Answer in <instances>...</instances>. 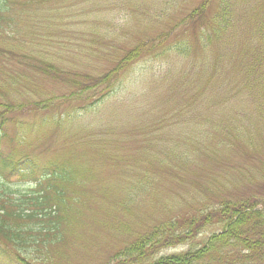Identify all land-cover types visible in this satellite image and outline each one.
<instances>
[{
	"label": "rangeland",
	"instance_id": "rangeland-1",
	"mask_svg": "<svg viewBox=\"0 0 264 264\" xmlns=\"http://www.w3.org/2000/svg\"><path fill=\"white\" fill-rule=\"evenodd\" d=\"M5 1L0 104H20L15 116L28 125L46 119L62 127L30 133L25 126L18 132L9 127L7 134L14 137L6 138L0 150L15 160L50 161L58 173L65 171L77 179L69 189L77 223L59 231V241L38 243L32 253L24 249L21 254L30 257L29 264H104L152 224L214 208L221 200L264 197L260 130L241 136L240 145L215 144V138L220 144L225 139L211 121L231 120L228 110L237 116L236 111L245 110L239 101L223 104L225 112L220 115L212 107L210 111L202 107L198 120L191 119V112L186 123L180 122L187 116L174 118L179 109L170 96L178 92L179 86L172 83L176 77L164 83L156 75L171 68V62L176 69L178 58L135 61L106 90L109 94L101 106L92 104L99 90L87 100H68L73 91L69 84L25 65L41 59L54 62L62 72L102 77L135 43L168 31L200 0ZM160 11H165L162 18ZM53 97L49 110H33ZM202 137L206 152H198L190 141ZM249 140L256 148H246L249 159H244L240 149L244 151ZM32 186L33 182H18L16 177L6 182L0 176V193L10 199L21 198ZM214 231L208 229L201 237ZM185 250L175 247L161 253Z\"/></svg>",
	"mask_w": 264,
	"mask_h": 264
},
{
	"label": "trees",
	"instance_id": "trees-1",
	"mask_svg": "<svg viewBox=\"0 0 264 264\" xmlns=\"http://www.w3.org/2000/svg\"><path fill=\"white\" fill-rule=\"evenodd\" d=\"M7 12L8 4L2 0L0 23ZM162 12L160 18L165 13ZM166 56L178 58L180 63L173 69L171 62V68L158 72L156 78L166 83L168 78L176 77L172 83L179 86L178 92L171 94L170 102L175 101L179 109L174 118L187 116L180 123L189 121L190 112L191 119L198 120L202 107L208 111L212 107L220 115L225 112L223 104L239 101L245 110L236 114L244 120L230 110L231 120L204 119L211 121V126L218 128L225 139L220 144L215 138V144L240 145L241 136L259 134V130L264 137V0H200L168 31L135 43L102 77L62 72L54 62L41 59L22 64L47 78L69 84L73 91L68 100H87L99 90L92 104L101 106L109 94L106 90L135 61ZM182 64L185 68L180 67ZM185 75H189L188 80ZM54 99L42 100L37 104L39 108L33 110H49ZM19 109L20 104H0V147L4 140L14 137L7 134L9 127L18 132L25 126L27 133L62 127L57 121L46 119L23 123L18 114L15 116ZM190 141L198 152H206L205 137ZM244 148L240 149L242 156L249 159L247 149L256 147L249 140ZM52 166L50 161L39 163L27 157L12 160L0 150V175L5 181L15 176L19 182H33V190L17 200L0 193V264H29L30 257L21 254L24 249L32 253L38 243L59 241V231L64 233L77 223L71 205L75 201L69 190L77 179L65 171L58 173ZM149 228L124 244L104 264H264V197L221 200L214 208L175 215ZM208 229L215 231L202 238ZM194 242L198 244L193 246ZM175 247L186 250L162 255L164 250Z\"/></svg>",
	"mask_w": 264,
	"mask_h": 264
}]
</instances>
